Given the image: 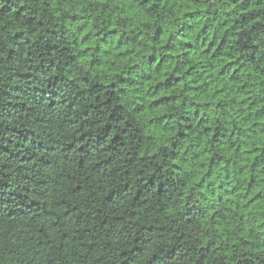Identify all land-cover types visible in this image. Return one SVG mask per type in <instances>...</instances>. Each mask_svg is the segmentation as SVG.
I'll list each match as a JSON object with an SVG mask.
<instances>
[{"label": "trees", "instance_id": "16d2710c", "mask_svg": "<svg viewBox=\"0 0 264 264\" xmlns=\"http://www.w3.org/2000/svg\"><path fill=\"white\" fill-rule=\"evenodd\" d=\"M0 264H264V0H0Z\"/></svg>", "mask_w": 264, "mask_h": 264}]
</instances>
